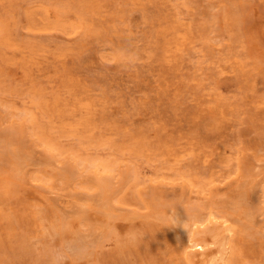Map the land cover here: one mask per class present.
Returning a JSON list of instances; mask_svg holds the SVG:
<instances>
[{"label":"rangeland","instance_id":"1","mask_svg":"<svg viewBox=\"0 0 264 264\" xmlns=\"http://www.w3.org/2000/svg\"><path fill=\"white\" fill-rule=\"evenodd\" d=\"M252 217L264 0H0V264H264Z\"/></svg>","mask_w":264,"mask_h":264},{"label":"clouds","instance_id":"2","mask_svg":"<svg viewBox=\"0 0 264 264\" xmlns=\"http://www.w3.org/2000/svg\"><path fill=\"white\" fill-rule=\"evenodd\" d=\"M164 207L170 209L173 208V205H166ZM252 219L253 226L250 231L246 232L247 237L253 242L259 239H264V229H260L254 224L255 217ZM158 222L165 226H175L179 223L174 209L172 214H166L165 211L158 209ZM139 239V236L133 238L130 241V244H135ZM212 264H235V250L230 239H217V251L212 259Z\"/></svg>","mask_w":264,"mask_h":264},{"label":"bare ground","instance_id":"3","mask_svg":"<svg viewBox=\"0 0 264 264\" xmlns=\"http://www.w3.org/2000/svg\"><path fill=\"white\" fill-rule=\"evenodd\" d=\"M33 3H34V2H33ZM42 4H43V3H42ZM47 7H48V6H47ZM51 12H52V11H51ZM52 13H53V12H52ZM54 17H56V16H54ZM58 17H59V16H58ZM56 18H57V17H56ZM18 30H19V29H18ZM258 34H259V33H258ZM262 35H263V34H262ZM261 40H262V39H261ZM203 48H204V47H203ZM39 80H40V79H39ZM42 81H43V80H42ZM53 87H54V86H53ZM98 171H99V170H98ZM237 205H238V204H237ZM155 210H156V209H155ZM194 210H195V209H194ZM187 211H188V210H187ZM196 211H197V210H196ZM190 212H191V210H190ZM201 212H203V211H201ZM224 212H225V211H224ZM153 213H154V212H153ZM206 213H207V212H206ZM211 213H212V212H211ZM149 214H150V212H149ZM154 214H155V213H154ZM227 214H228V212H227ZM198 215H199V214H198ZM147 216L150 217L151 215H147ZM156 217H157V216H156ZM184 217H186V216H184ZM186 218H187V217H186ZM193 218H194V217H193ZM252 218H253V217H252ZM152 219H153V218H152ZM199 219H200V218H199ZM235 220H236V219H235ZM238 220H239V219H238ZM251 220H252V219H251ZM157 221H158V219H157ZM245 223H246V222H245ZM223 232H224V231H223ZM107 243H108V242H107ZM202 243H203V242H202ZM209 243H210V242H209ZM209 243H208V244H209ZM203 244H204V243H203ZM212 244H213V242H212ZM209 245H210V244H209ZM192 246H193V245H192ZM190 247H191V246H190ZM195 247H196V246H195ZM205 247H206V246H205ZM207 247H208V246H207ZM193 249H194V248H193ZM204 249H205V248H204ZM216 250H217V249H216ZM201 251H202V250H201ZM201 251L198 250V252H200V256H202V255H201ZM82 256H83V255H82ZM81 258H82V257H81ZM212 259H213V257H211V260H212ZM80 260H81V259H80ZM211 260H210V261H211ZM208 261H209V260H208ZM201 263H202V262H201ZM207 263H209V262H206V264H207ZM211 263H212V262H211ZM211 263H210V264H211Z\"/></svg>","mask_w":264,"mask_h":264}]
</instances>
